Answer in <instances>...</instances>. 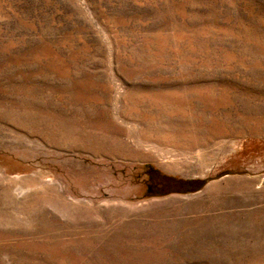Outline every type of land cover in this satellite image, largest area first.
Instances as JSON below:
<instances>
[{
  "label": "rangeland",
  "instance_id": "obj_1",
  "mask_svg": "<svg viewBox=\"0 0 264 264\" xmlns=\"http://www.w3.org/2000/svg\"><path fill=\"white\" fill-rule=\"evenodd\" d=\"M0 264H264V0H0Z\"/></svg>",
  "mask_w": 264,
  "mask_h": 264
},
{
  "label": "trees",
  "instance_id": "obj_2",
  "mask_svg": "<svg viewBox=\"0 0 264 264\" xmlns=\"http://www.w3.org/2000/svg\"><path fill=\"white\" fill-rule=\"evenodd\" d=\"M144 170H146V172L147 171H153L162 179V182L168 186V189L166 191L159 193V196L160 195H167L170 193L195 192V191L200 190L206 183V181L203 179L182 180L179 178L162 175L156 169H153L149 166L145 167Z\"/></svg>",
  "mask_w": 264,
  "mask_h": 264
},
{
  "label": "flooded vegetation",
  "instance_id": "obj_3",
  "mask_svg": "<svg viewBox=\"0 0 264 264\" xmlns=\"http://www.w3.org/2000/svg\"><path fill=\"white\" fill-rule=\"evenodd\" d=\"M146 176V193L147 195L157 196L168 189V186L162 182V179L153 171H147Z\"/></svg>",
  "mask_w": 264,
  "mask_h": 264
},
{
  "label": "bare ground",
  "instance_id": "obj_4",
  "mask_svg": "<svg viewBox=\"0 0 264 264\" xmlns=\"http://www.w3.org/2000/svg\"><path fill=\"white\" fill-rule=\"evenodd\" d=\"M9 112V111H8ZM17 112H19V111H17ZM21 113V112H20ZM23 113V112H22ZM4 114H5V112H4ZM7 114H9V113H7ZM10 114H11V112H10ZM10 114H9V117H11L10 116ZM14 114V113H13ZM16 114V113H15ZM16 116V115H15ZM4 117V116H3ZM5 120H6V118H4ZM4 120V121H5ZM7 121V120H6ZM14 121V120H13ZM39 125V124H38ZM22 127V126H21ZM56 127V126H55ZM49 128H51V127H49ZM52 129V128H51ZM61 129V128H60ZM68 131V130H67ZM63 134V133H62ZM73 139H74V141L76 142V141H78V143L80 142L82 145H84L85 147H87L88 145H89V148L90 149H92V148H95V150H96V148L99 150V151H101V148H103L104 147V145L106 144H104V143H102V142H97V143H94V142H91V143H87V140L85 139V138H81V137H78L77 135H73ZM68 139V138H67ZM79 143V144H80ZM87 143V144H86ZM96 145H98V147H96ZM101 145H103V146H101ZM79 146V145H78ZM77 146V147H78Z\"/></svg>",
  "mask_w": 264,
  "mask_h": 264
}]
</instances>
